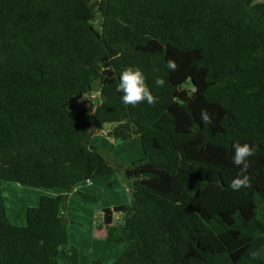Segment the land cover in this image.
<instances>
[{
    "label": "trees",
    "instance_id": "16d2710c",
    "mask_svg": "<svg viewBox=\"0 0 264 264\" xmlns=\"http://www.w3.org/2000/svg\"><path fill=\"white\" fill-rule=\"evenodd\" d=\"M129 66L154 104L121 102ZM95 91L89 119L78 105ZM107 124L116 141L140 140L144 158L113 166L90 143ZM237 142L256 151L249 184L234 191ZM118 169L131 203L103 220L115 238L123 214L131 243L112 264H264V3L0 0V264H62L69 195ZM4 181L61 194L43 195L18 226Z\"/></svg>",
    "mask_w": 264,
    "mask_h": 264
},
{
    "label": "rangeland",
    "instance_id": "374dc122",
    "mask_svg": "<svg viewBox=\"0 0 264 264\" xmlns=\"http://www.w3.org/2000/svg\"><path fill=\"white\" fill-rule=\"evenodd\" d=\"M256 1L257 3H264V0ZM185 88L193 89L191 81L185 85ZM101 101V94L95 91L84 97L78 105V109L85 112L87 117L91 119L92 113ZM112 128L113 125L110 124L98 128L91 139V145L99 148L102 154L115 167L119 165L131 167L133 163L142 160L144 151L140 140H133L127 143L116 141L108 136V132ZM13 184L20 187H29L18 183ZM128 184L129 181L125 172L122 169H118L114 175L97 178L78 185V191L76 190L72 193L75 195L70 203L67 200L64 205L63 214L68 222L69 245L61 248L59 260L62 264H94V261L98 260L104 264H112L117 261L131 243V236L122 234L125 224L123 214H114L116 237L113 238L114 236H112L110 238L108 236V226L105 225L103 220V214L106 208L131 203L132 194ZM45 191L47 193L44 195L61 192L59 189ZM83 194L94 196L97 199L89 201L84 198ZM7 195L5 194L6 199L8 198ZM76 252L78 256H74ZM77 260L78 263H75Z\"/></svg>",
    "mask_w": 264,
    "mask_h": 264
},
{
    "label": "clouds",
    "instance_id": "9594fccd",
    "mask_svg": "<svg viewBox=\"0 0 264 264\" xmlns=\"http://www.w3.org/2000/svg\"><path fill=\"white\" fill-rule=\"evenodd\" d=\"M167 67L170 70H175L176 62L169 60ZM164 83L163 78L157 77L155 79V86H162ZM117 91L122 93L121 102L124 105L135 106L141 102L152 105L156 102V98L146 83V76L139 67L129 66L120 72ZM200 115L205 122L210 119L207 111H202ZM233 149L232 163L240 168V174L230 182V187L235 191L249 184V177L244 173L248 170L250 158L255 155L256 148L254 144L237 142L234 143Z\"/></svg>",
    "mask_w": 264,
    "mask_h": 264
},
{
    "label": "crops",
    "instance_id": "0c3cea01",
    "mask_svg": "<svg viewBox=\"0 0 264 264\" xmlns=\"http://www.w3.org/2000/svg\"><path fill=\"white\" fill-rule=\"evenodd\" d=\"M13 183L12 182H8V181L2 182L1 190H2V193H3V196H4L5 205H6V208H7V213H8L9 219L15 225L23 226L26 223V212H27V209L30 208V207L38 206L40 198L45 193H47L45 191L47 189H45V190H41V189L36 190V189L31 188V187H20L19 185H15ZM77 187H76V190L78 189ZM5 194L6 195L8 194L7 195L8 196L7 199H6ZM59 194H61V192L60 193L59 192H55L54 194L51 193V194H48V195L58 196ZM74 195L75 194H70V196L68 197L69 203H70V201H71V199L73 198ZM25 197H26V199H25ZM114 208H116V207L106 208V209H114ZM103 218H104V214H103Z\"/></svg>",
    "mask_w": 264,
    "mask_h": 264
}]
</instances>
